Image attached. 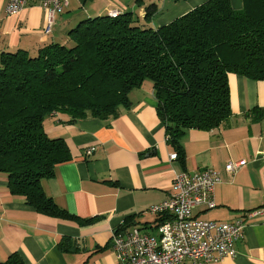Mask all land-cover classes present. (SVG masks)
Wrapping results in <instances>:
<instances>
[{
  "label": "crops",
  "instance_id": "obj_1",
  "mask_svg": "<svg viewBox=\"0 0 264 264\" xmlns=\"http://www.w3.org/2000/svg\"><path fill=\"white\" fill-rule=\"evenodd\" d=\"M8 1L0 0V53L25 50L35 56L52 42L65 43L77 21L95 16L72 13L86 0H70L55 16L51 33L44 35L46 14L40 6L32 3L7 15ZM207 1L174 0L167 14L151 25H166ZM229 2L233 10L243 7L242 0ZM144 12L140 10L142 17ZM228 85L231 116L218 129L187 131L183 160L170 158L176 153L167 143L150 83L129 93L130 108L120 109L116 118L87 116L69 123L67 116L57 113L47 117L43 123L47 135L65 141L70 160L41 182L42 189L60 209L92 221L79 225L36 213L23 198L10 194L7 178L0 174V262L16 252L25 264H117L112 234L154 226L157 217L147 210L169 197L174 175L210 168L221 179L215 187L216 207H197L193 216L201 221L244 222L236 256L219 264H264V117L255 120L251 114L254 108L264 112V81L230 74ZM237 162L244 163L227 172L226 166ZM128 217L137 225L123 227Z\"/></svg>",
  "mask_w": 264,
  "mask_h": 264
},
{
  "label": "trees",
  "instance_id": "obj_2",
  "mask_svg": "<svg viewBox=\"0 0 264 264\" xmlns=\"http://www.w3.org/2000/svg\"><path fill=\"white\" fill-rule=\"evenodd\" d=\"M242 3L237 11L229 0H208L160 27L150 23L158 11L152 3L144 8L145 23L121 10L114 18L79 21L65 43L52 42L35 56L0 53V174L10 194L38 214L90 223L60 209L42 189L41 182L70 160L67 144L47 135L44 120L56 113L69 123L116 118L130 108L129 93L145 83L167 143L183 160L187 131L218 129L231 116L230 74L264 81V0ZM251 114L264 117L257 108ZM163 221L141 229L156 230ZM133 225L128 217L123 227ZM0 264L25 263L14 252Z\"/></svg>",
  "mask_w": 264,
  "mask_h": 264
},
{
  "label": "built area",
  "instance_id": "obj_3",
  "mask_svg": "<svg viewBox=\"0 0 264 264\" xmlns=\"http://www.w3.org/2000/svg\"><path fill=\"white\" fill-rule=\"evenodd\" d=\"M69 1L9 0L5 11L7 15H16L30 4H37L46 14L43 34L49 35L55 16L64 12ZM120 13L121 10L116 9L108 12V16L114 18ZM170 158L173 160L176 155ZM243 163H229L226 170L235 172ZM220 181L219 174L210 168L195 174H175L169 197L147 210L157 218H164L156 228V235L139 227L112 234L117 264H219L227 258L233 259L235 243L243 237V218L218 223L197 220L193 216L197 207H216L215 187Z\"/></svg>",
  "mask_w": 264,
  "mask_h": 264
},
{
  "label": "rangeland",
  "instance_id": "obj_4",
  "mask_svg": "<svg viewBox=\"0 0 264 264\" xmlns=\"http://www.w3.org/2000/svg\"><path fill=\"white\" fill-rule=\"evenodd\" d=\"M174 0H86L82 7L80 8H74L72 13L75 11L80 12L79 14H82L83 12L86 14L90 15H108V12L113 11V10H122V11H128L131 12L133 15V18L135 20H138V23H145L144 17L140 15V10L148 6L149 4H156L158 8V12L152 17V21L157 20L160 17H163L164 15L167 14V6L169 4H172ZM98 13V14H95ZM70 14L69 12L65 13L64 15ZM92 16V17H95ZM77 17V16H76ZM85 19V18H83ZM82 19V20H83ZM80 21V20H79ZM77 21L73 27H75L78 22ZM151 23V22H150ZM148 23V25H150ZM147 231V230H145ZM150 232V230H148Z\"/></svg>",
  "mask_w": 264,
  "mask_h": 264
}]
</instances>
